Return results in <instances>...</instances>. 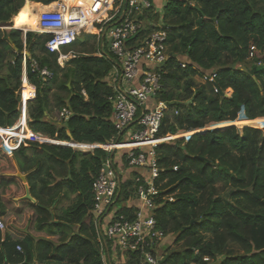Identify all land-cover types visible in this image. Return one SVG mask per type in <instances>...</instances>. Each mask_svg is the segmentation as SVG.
<instances>
[{"label":"trees","instance_id":"obj_1","mask_svg":"<svg viewBox=\"0 0 264 264\" xmlns=\"http://www.w3.org/2000/svg\"><path fill=\"white\" fill-rule=\"evenodd\" d=\"M25 1L0 0L2 148L16 147L29 129L81 144L73 150L27 142L8 155L0 140V264H107L94 226L92 182L108 153L98 148L83 152L116 134L108 84L113 56L107 48L98 55L88 44L96 36L82 35L71 45L81 51L61 67L58 55L45 48L50 35L33 33L39 32L37 17H30L31 4L23 7ZM28 1L49 6L60 0ZM77 3L86 10L90 0ZM44 10L57 11L58 4ZM161 18L155 25L168 30L170 57L158 73L157 99L169 110L158 138L211 124L227 126L156 147L161 190L173 195V202L157 209V225L183 247L161 264H264V131L257 129L264 121V0H167ZM11 22L15 29H1ZM18 28L33 31L25 34L24 43ZM23 46L29 57L22 79ZM63 49V54L71 52ZM31 60L52 78L44 81L33 73ZM213 73V82H203ZM65 107L71 112L67 120L49 118L51 109ZM237 116L249 126L240 133L228 127ZM121 155L124 159L126 152ZM17 169L27 175L35 203L14 200L25 194L14 175ZM145 175L144 169L124 167L116 201L123 203L121 213L138 205L131 198L133 178ZM228 246L242 254L226 253ZM136 258L126 255L125 264H138Z\"/></svg>","mask_w":264,"mask_h":264},{"label":"built area","instance_id":"obj_2","mask_svg":"<svg viewBox=\"0 0 264 264\" xmlns=\"http://www.w3.org/2000/svg\"><path fill=\"white\" fill-rule=\"evenodd\" d=\"M153 1L90 0L85 10L75 6L67 8L60 0L55 2L57 11L46 12L37 18L38 34L50 35L45 48L58 55L57 62L61 67L66 62L64 57L72 54H63L62 49L71 46L82 35L96 36L98 55L101 56L107 48L113 56L108 84L112 92L109 101L113 107L116 134L109 142L90 144L93 148L89 150L98 148L108 153L92 182L94 226L101 250L109 247L113 254H136L138 264H160L158 244L167 236L158 228L156 211L164 201L173 202V195H165L161 190L162 169L155 151L167 137L157 136L169 110L166 103L157 99V94L162 88L158 73L170 54L168 30L161 25L156 26L150 19ZM102 13L105 17L100 16ZM11 26L7 27L8 30L15 29ZM69 56L70 59L75 57L73 54ZM181 67L185 68V64L181 63ZM30 68L44 81L52 78V74L45 68L40 69L35 60H31ZM215 78V73L206 75L203 82H213ZM214 91L218 92L216 88ZM224 96L229 97L226 92ZM70 115L68 108H62L57 120H67ZM29 131L25 138L29 143L54 144L73 150L81 144L60 142ZM122 152H126L124 159ZM125 166L146 171L144 177L133 178L134 198L138 205L133 206L128 214L121 213L114 206ZM173 170L176 171L177 167ZM132 201L128 203L130 206ZM0 230H4L1 219Z\"/></svg>","mask_w":264,"mask_h":264},{"label":"rangeland","instance_id":"obj_3","mask_svg":"<svg viewBox=\"0 0 264 264\" xmlns=\"http://www.w3.org/2000/svg\"><path fill=\"white\" fill-rule=\"evenodd\" d=\"M167 0H154L153 1V5H154V9H153V12H150V15H153L150 19H152L151 21L153 22V23H156V20L157 19H160L161 17H162V15H163V5L165 4V2H166ZM99 17V16H98ZM162 19V18H161ZM160 19V20H161ZM159 20V21H160ZM11 27H13V25L11 26ZM9 28H7L6 30H8ZM17 30H25L24 28H18ZM27 32V31H26ZM26 32H24V31H22V39H23V43H24V37H25V34H26ZM91 32H93V30H91ZM33 33H35V32H33ZM36 34V33H35ZM38 34V33H37ZM92 35H94V34H92ZM78 40H79V42L80 41H82L83 40V38L82 37H80V38H78ZM96 40L95 39H93V38H91V39H88V44L91 46V47H93L94 48V50H96L97 51V45H96ZM106 42H107V38H106ZM63 50H71V53L72 54H74V53H78V52H80L81 51V49H75L73 46H68V47H65ZM38 54V53H37ZM72 54H69V55H72ZM21 55H22V57H23V62H22V68H23V70H24V73H23V75H21V78L23 79V77L25 78V76H26V60L28 59V57H29V53H28V50H26L25 48H24V46H23V51H22V53H21ZM22 81V80H21ZM22 85V84H21ZM52 85H54V84H52ZM55 88V87H54ZM54 90V89H53ZM20 91H21V86H20ZM55 91V90H54ZM230 91H226V95L227 96H229L230 95ZM52 95V94H51ZM50 95V96H51ZM27 103V102H26ZM20 107H21V97H20ZM20 107H19V109H20ZM25 110H26V113H27V108H26V106H25ZM242 113V112H241ZM20 114V113H19ZM50 115H49V118H51L53 121H58L57 120V114H58V111L55 109V110H53V109H51V111H50V113H49ZM27 115H28V113H27ZM170 116H172V115H174L173 113H170L169 114ZM239 115V114H238ZM242 115H243V113H242ZM29 119V118H28ZM238 119H239V117L237 116V118H236V120L235 121H233V123H230V125L228 126V127H235L237 130H238V132L240 133L241 132V129H243L244 127H249V126H247V125H245L244 123H239L238 122ZM227 126H222V127H219V128H216V126L214 125V124H211V125H208L207 127H205L204 129H201V130H197V131H205V130H212V129H225ZM29 128V127H28ZM252 128H255V127H252ZM257 129H261V130H263L264 131V121L262 122V125H261V127H258ZM30 130V129H29ZM197 131H189V132H185V133H182V132H180V133H178L177 135H174V136H169V135H167V137L165 138L166 140H164V141H161L160 143H172V142H174V141H178V140H180V139H184V141H187L189 138H190V136L192 135V134H194L195 132H197ZM5 138V137H4ZM4 138H1L0 137V140H1V148L3 147V145H2V143H3V140L2 139H4ZM25 139V138H24ZM22 140L21 141V143H18L17 145H16V147H12V148H10L9 150L7 149L6 151H5V149L4 148H2L8 155H12V153L16 150V149H18L21 145H24V146H27L26 144H27V140L25 139V140ZM10 142H11V145H13V144H15V139L14 138H12L11 140H10ZM24 144H23V143ZM88 152H90V151H86V152H83V153H88ZM24 187V186H23ZM19 198H21V197H17V198H15L14 200L15 201H19V200H17V199H19ZM132 199L134 198L133 196L131 197ZM21 200V199H20ZM70 202L68 201V202H66L65 201V205H67V204H69ZM115 207H117V208H120L121 209V207L123 206V203H121V202H119V203H116V205H114ZM4 225V224H3ZM4 231V230H3ZM208 237V236H207ZM181 250H183V247H182V245L181 244H175L174 243V237L172 236V235H169V236H167V237H165V239H163L159 244H158V250H157V255L158 256H160L161 257V261H160V264H161V262L163 261V259L165 260V258H166V256L167 255H169L170 253H173V252H175V251H181ZM226 253H230L231 255H238V254H242V252L239 250V249H237L236 247H234V246H228V248H227V251H226ZM115 257H119V261L118 260H116V258H115V262L113 261V264H125V262H126V256H124V255H122V256H120L118 253L117 254H115ZM121 257H123V260L121 259ZM118 259V258H117Z\"/></svg>","mask_w":264,"mask_h":264},{"label":"crops","instance_id":"obj_4","mask_svg":"<svg viewBox=\"0 0 264 264\" xmlns=\"http://www.w3.org/2000/svg\"><path fill=\"white\" fill-rule=\"evenodd\" d=\"M26 2H29L30 4H31V6L29 7V11H30V17H33V16H36L37 18H38V15H42V14H44V13H46V12H51V11H45L44 9L45 8H48V7H50V6H52L53 4H51V5H49V6H44V5H42V4H40V3H35V2H31V1H28V0H26L25 2H24V5H23V7L25 6V4H26ZM56 4V3H55ZM79 6L80 7H82L80 4H79ZM83 8V7H82ZM84 9V8H83ZM13 23V22H12ZM33 32V31H32ZM35 33H39V32H35ZM70 59V56L68 55V56H66V57H64V60H69ZM29 84V83H28ZM30 85V84H29ZM31 86V85H30ZM31 87H33V86H31ZM34 88V87H33ZM34 91H35V89H34ZM50 114H48V116H49ZM108 249H109V247H108ZM121 256V255H120ZM115 258H116V260H118L119 261V257H115V254H113V252L112 251H110V250H106L105 251V259H106V263L107 264H110L111 262L113 263V261L115 262ZM118 258V259H117ZM121 259L123 260V257H121ZM120 262V261H119ZM34 264H40V263H38V262H35Z\"/></svg>","mask_w":264,"mask_h":264},{"label":"water","instance_id":"obj_5","mask_svg":"<svg viewBox=\"0 0 264 264\" xmlns=\"http://www.w3.org/2000/svg\"><path fill=\"white\" fill-rule=\"evenodd\" d=\"M1 29H7V27H2ZM19 96H21V91L19 93ZM68 137L71 139L70 133H68ZM14 175L21 180V182L24 186V189H25V194L17 200H20V199L21 200H29L32 203H35V200L31 197L30 192H29V187H28V183H27V175L22 174L18 169L16 170V173Z\"/></svg>","mask_w":264,"mask_h":264},{"label":"bare ground","instance_id":"obj_6","mask_svg":"<svg viewBox=\"0 0 264 264\" xmlns=\"http://www.w3.org/2000/svg\"><path fill=\"white\" fill-rule=\"evenodd\" d=\"M62 3H64V5H65L67 8L70 7V6H75V7L81 8V7L79 6V3H77V0H63ZM100 16H101V17H105V14L102 13V14H100ZM89 29H90V31L93 30V29H91V28H89ZM30 32H32V31H30Z\"/></svg>","mask_w":264,"mask_h":264}]
</instances>
